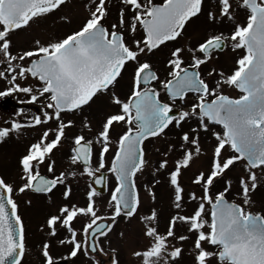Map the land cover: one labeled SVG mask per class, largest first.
Listing matches in <instances>:
<instances>
[{"label": "snow or ice", "instance_id": "1", "mask_svg": "<svg viewBox=\"0 0 264 264\" xmlns=\"http://www.w3.org/2000/svg\"><path fill=\"white\" fill-rule=\"evenodd\" d=\"M67 2L0 0V79L10 85L0 97L18 92L29 97L27 103L42 105L30 121L0 127V142L22 128H42L18 160L20 183L0 175V264H23L30 251L17 200L26 193L43 195L54 206L38 229L41 264H75L81 257L87 264H120L111 235L121 217L142 225L143 246L130 252L138 264H178L189 241L192 264H264V211L251 210L253 193L264 186V0H214L217 10L207 12L208 21L228 22L231 31L171 48L164 78L148 57L182 39L204 14L205 0H119L114 21H108L113 0H88L78 28L16 48L14 33L55 15ZM60 20L71 23L67 16ZM229 46L242 55L230 74L210 68L207 76L215 79L209 83L202 66ZM126 74L122 99L116 89ZM29 79L35 83L18 82ZM224 86L239 95L224 94ZM101 97L115 111L94 126L84 113ZM76 114L82 116L80 128L69 135L76 121L65 117ZM173 129L175 142L156 148L158 158L150 162L145 142L167 138ZM66 140L68 168L57 172L54 156ZM205 157L207 168L190 179L197 193L183 176ZM237 165L243 174L233 180L228 174ZM146 171L151 206L141 214L137 178ZM108 174L115 183L102 211L97 186L107 190ZM77 175L89 178L82 204L73 201L68 182ZM162 183L171 210L163 220L155 191ZM56 191L59 203L52 199ZM119 237L125 240V232ZM57 246L66 253L54 255Z\"/></svg>", "mask_w": 264, "mask_h": 264}, {"label": "rangeland", "instance_id": "2", "mask_svg": "<svg viewBox=\"0 0 264 264\" xmlns=\"http://www.w3.org/2000/svg\"><path fill=\"white\" fill-rule=\"evenodd\" d=\"M214 1V0H213ZM88 3V0H68V2L53 16H49L46 19L38 20L36 23L32 24L31 28L17 31L13 34V41L17 49L28 48L31 46V43L36 38L41 39H52L60 37L66 33H70L72 30L78 28L84 17L87 15V10L85 5ZM113 7L111 14L108 18V21L111 20V15H115L118 7L119 0H113ZM216 11V6L214 2V7L212 9ZM241 14V13H240ZM61 16H67L70 18L71 23L61 21ZM115 18V17H113ZM238 21L243 22V18H237ZM106 21L105 23H108ZM113 21V20H111ZM232 25L228 22L215 24L214 32H224L228 33L231 31ZM203 31V30H202ZM194 33L186 35L180 40L182 42L188 41L190 38L198 37L202 33ZM167 52V50H164ZM166 52L157 53L155 56L157 58H165ZM221 63H225L226 60H230V54L225 52L221 55ZM231 62V61H230ZM128 76L125 75V79L117 85V93L121 98H125L128 93L127 87ZM22 84H34L35 81L29 79L28 81H18ZM10 85L6 80L0 79V92L5 91L9 88ZM29 97L23 93H13L8 96L0 97V127H10V123H5L6 121L10 122L12 120L25 123L30 121L34 115L40 114V108L42 107L41 102H36L34 104L27 103ZM115 111V108L110 106L107 100V97H101L97 103H95L90 110L86 109L84 115L88 116L92 120L93 125L97 126L99 120H101L105 113ZM65 119H73L76 121V128L70 130L69 135L72 132L79 131L80 121L82 116L79 114L68 115ZM120 129L118 128L117 131ZM41 127L37 128H22L19 135L12 133L10 137L6 138L5 141L0 142V175H4L8 182L20 183L18 179L19 175V166L18 160L21 155L26 152L28 145L38 137ZM174 131V129L172 130ZM169 132L167 138H159L156 140H149L145 144V150L148 154L150 162L154 163L158 158L156 153V148H163L164 144L167 142H175V135L173 132ZM203 139V134H202ZM70 145V140L64 142L63 148L56 152L54 159L56 160L57 172L65 170L68 168L67 163V152ZM111 154H109L108 159L110 160ZM208 166L207 158H201L196 161L192 168L185 172L183 176V183L190 187V190L197 191L198 188H191L190 179L198 169L205 170ZM43 171V169H42ZM78 171V169H77ZM243 174V170L240 165H237L232 171L228 174L233 180L236 179L239 175ZM108 176L107 190H105L101 197L97 199V203L100 206L101 210L104 211L107 207V200L110 196L111 188L114 186V178ZM258 175L260 173L258 172ZM151 179L149 172L146 171L143 175L138 174L137 185L140 192L143 205L140 209V213L143 214L149 206H151V201L147 196L144 185ZM161 179H163L161 177ZM73 189V201L78 203L85 202V193L87 191V184L89 183V178L87 176L69 177L68 181ZM235 189V185H234ZM157 193L158 204L157 207L162 210L163 216L162 220L167 217L169 214L170 206L168 201V188L167 185L162 183L158 185L155 189ZM232 196H229V199H232ZM52 199L59 203L61 202L60 191H56ZM18 203L20 204V213L25 220L26 227L29 232L28 239V248L30 251L26 253L23 264H41L42 257L38 251V245L43 237V234L38 230L39 226L43 224L46 216L49 212L54 211V206L51 205L47 198L43 195L26 193L24 195L17 197ZM26 200H31V205H26L24 202ZM254 205L251 208L253 212L264 211V186L258 187L255 193H253ZM239 202V201H238ZM190 211V208H189ZM79 227V225H77ZM162 223V230H163ZM142 225L138 223L137 219H133L131 223H125L124 219L121 217L118 224L115 226V229L111 235L112 246L117 247L119 250L120 264H138V262L130 254L132 248H140L143 246L142 234H141ZM183 227L178 226V231H184ZM121 231L125 232V240H121L119 233ZM191 247V241L186 242L184 245L185 252L183 257L178 261V264H192V257L188 254V250ZM54 255L59 257L62 254H65L67 249L61 247L54 248ZM87 264V261L81 257L76 260L75 264Z\"/></svg>", "mask_w": 264, "mask_h": 264}, {"label": "flooded vegetation", "instance_id": "3", "mask_svg": "<svg viewBox=\"0 0 264 264\" xmlns=\"http://www.w3.org/2000/svg\"><path fill=\"white\" fill-rule=\"evenodd\" d=\"M157 2H159V0H157ZM213 7H214V1L213 0H205L204 14H202L198 20H194L193 22H191L187 26V29L184 33V37H185L186 35L199 33L203 30L202 33L200 34V36L194 37V38L192 37L188 41L182 42V43L180 41L181 39H179L178 42H168L166 45L161 46V49L159 51H157L154 55H151L148 57L149 62L153 64L154 69L158 71V74L161 76V78H164L167 74L168 69L166 66V60L169 57V50L171 48L176 47V46H181V45H184L186 47L190 46V45H195L198 42H201L203 39H205L207 37V35L212 34V33H216V32H214L215 24L210 23L207 19V12L212 10ZM115 15H111L112 16V17H110L111 20L114 21L115 18H113V17H115ZM240 17H242L244 19L243 13H241L237 16V18H240ZM216 24H220V23H216ZM228 33H225V34H228ZM138 36H142V33H138ZM164 50H167V52ZM159 52L160 53L166 52L167 57L165 55L164 56L165 58H160V59L157 58V56H155V55ZM225 52L230 54V60L227 59L225 63H221V57H222L221 55L224 54ZM238 55H242V52H239V51L233 52L231 50L230 46H229V48L225 49L222 52L214 53L213 59L208 64L203 65L201 68L202 74L204 75L205 79L208 80L209 83H212V81L215 79L214 77H208L207 76L208 70L210 68H213V67H215L217 71L223 70L226 74H230L231 71L235 67V61L238 58ZM185 59L187 60V57H185ZM223 92H224V94L232 96V97H236L239 95L237 90L230 88L228 86L223 87ZM188 100H189V103L193 102V98H192L191 94L189 95ZM173 132H175V130L172 131V133ZM146 142H145V144H146ZM79 264H81V263H79Z\"/></svg>", "mask_w": 264, "mask_h": 264}, {"label": "water", "instance_id": "4", "mask_svg": "<svg viewBox=\"0 0 264 264\" xmlns=\"http://www.w3.org/2000/svg\"><path fill=\"white\" fill-rule=\"evenodd\" d=\"M97 188H98L99 191H102V192L105 191L104 189H101L100 186H97Z\"/></svg>", "mask_w": 264, "mask_h": 264}, {"label": "trees", "instance_id": "5", "mask_svg": "<svg viewBox=\"0 0 264 264\" xmlns=\"http://www.w3.org/2000/svg\"><path fill=\"white\" fill-rule=\"evenodd\" d=\"M217 187H218V188H220V187H221V185H219V184H218V185H217Z\"/></svg>", "mask_w": 264, "mask_h": 264}]
</instances>
